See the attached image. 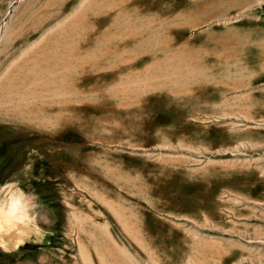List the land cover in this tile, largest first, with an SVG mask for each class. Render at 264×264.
I'll return each mask as SVG.
<instances>
[{"label":"rangeland","instance_id":"obj_1","mask_svg":"<svg viewBox=\"0 0 264 264\" xmlns=\"http://www.w3.org/2000/svg\"><path fill=\"white\" fill-rule=\"evenodd\" d=\"M13 1L0 264H264V0Z\"/></svg>","mask_w":264,"mask_h":264},{"label":"bare ground","instance_id":"obj_2","mask_svg":"<svg viewBox=\"0 0 264 264\" xmlns=\"http://www.w3.org/2000/svg\"><path fill=\"white\" fill-rule=\"evenodd\" d=\"M20 1L21 0H15L10 3L9 10H13ZM7 15L3 22L0 23V32L6 27L8 19ZM28 220L29 216L27 212L24 210V207H21V203L16 198H10L6 210L0 207V233H4L3 237L5 234H10L14 239V245H19L22 242L23 237L26 235L22 228L28 224Z\"/></svg>","mask_w":264,"mask_h":264}]
</instances>
